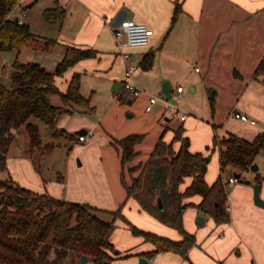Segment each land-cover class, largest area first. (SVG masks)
I'll list each match as a JSON object with an SVG mask.
<instances>
[{"label": "crops", "instance_id": "crops-1", "mask_svg": "<svg viewBox=\"0 0 264 264\" xmlns=\"http://www.w3.org/2000/svg\"><path fill=\"white\" fill-rule=\"evenodd\" d=\"M55 3L63 5L67 10L62 24L47 22L43 16L44 9ZM177 3L180 4V10L173 22ZM121 9L126 10L125 18L144 22L153 30L148 46L127 48L131 59L139 64L132 81L140 91L137 96H141L143 107L147 105L151 94L161 92L165 81L170 82L173 87L171 95L177 98L185 92L183 80L191 84L192 90L196 89L191 73L193 67L198 69L199 64L204 71L205 85L213 82L214 85H220V75L225 73L235 90L240 87V90L235 91V99L238 95L241 96L232 106L233 114L235 111L247 114V110L252 115L255 107L246 105V110H243L237 106L244 96L252 93L258 97L259 100L255 103L259 102L261 111L264 112V76L254 77V70L264 56V0H18L14 17L28 23L33 32L58 40L59 44L52 51L55 54V66L63 55L64 45L93 48L97 51L95 56L80 59L62 74L56 75L55 82L59 89L66 92L71 77L79 72L81 93L89 96L92 104L97 103V98L102 96L109 102L102 111L98 109V104H94L95 110L91 113L81 112L77 108L78 111L60 118L58 127L75 133L74 139L78 138L77 131L80 129L93 128L94 133L98 132L97 138L78 145L71 153L68 152V159L62 170L43 161L47 153H33L30 146L26 149H14V144H17L16 134L8 152L9 174L15 181L33 190L49 192L56 197L88 203L101 209L115 210L123 204L122 212L132 223L180 239L182 235L177 229L141 209L134 197H128L121 180L120 152L112 141L114 138L142 131L131 125L133 121L124 117L125 106L120 105L118 98L112 95L114 90L125 88L127 61L117 49L112 29V22ZM57 48L62 49L56 51ZM150 50L155 52L152 65L144 68L142 62ZM10 54L11 60L14 55ZM178 85L183 86L180 96L176 92ZM214 91L216 95L217 91ZM162 96L165 95L162 93ZM129 102L132 103L133 99H129ZM164 109L162 107L154 114L146 112V115L155 119L165 112ZM171 118L166 117L167 120ZM250 118L256 120L254 116ZM187 119H179L178 123L167 125L166 129L170 128L172 132L168 137L165 136V128H154L148 141L143 139L136 146L139 153L130 164L146 160L162 133L164 132V139L170 141L174 130L179 125L184 126ZM245 123L255 126L258 121L254 124ZM184 128V135H187V129L185 126ZM221 129L215 126L214 135L224 136L231 132L225 130L224 133ZM257 133L243 137L253 139ZM82 141H87V138ZM179 146L178 141L175 149ZM208 147L210 148L209 144L201 151L208 154ZM190 149L200 150L192 148L191 144ZM79 154L81 159L77 158ZM232 169L228 177L237 175L240 171ZM224 171L221 172L220 169L219 172L223 180ZM256 176L254 174L247 185L235 184L231 192L227 193L225 207L230 206L227 221L219 222L212 215L199 210L196 203L202 198L200 194L185 198V201H192L193 204L184 211V225L195 234L197 241L189 249L188 257L174 251L156 254L153 242L146 240L143 235L133 233L125 220L117 218L110 237L116 248L111 263L140 264V257H144L147 259L144 264H264V205H258L254 201L253 184L258 182ZM214 177H209L207 170L206 179L209 183L218 176ZM126 179L130 181L128 172ZM190 181L191 177H186L181 189ZM259 183L264 200V179ZM199 215L205 218L203 224L197 221Z\"/></svg>", "mask_w": 264, "mask_h": 264}, {"label": "trees", "instance_id": "trees-1", "mask_svg": "<svg viewBox=\"0 0 264 264\" xmlns=\"http://www.w3.org/2000/svg\"><path fill=\"white\" fill-rule=\"evenodd\" d=\"M17 2L0 0V52L14 55L10 60L13 67L10 84L0 81V170L8 172L6 177H0V264H64L72 254H77L79 261L82 254L87 255V263L80 261L81 264H112L116 248L110 237L117 218L125 220L133 233L153 242L156 252L174 251L188 257L189 249L197 241L195 234L184 225V211L193 204L185 198L200 194L202 198L196 203L197 208L219 222L227 221L229 212L225 208V181L221 174L212 183L207 181L211 155L190 149V137L184 135L183 125L174 130L170 141L164 139L163 132L149 157L132 165L130 163L139 153L136 146L144 139L145 133L132 132L112 141L120 152L121 180L127 196L134 197L141 209L159 221L177 229L182 235L180 239L132 223L122 212L123 204L115 210L101 209L33 190L9 174L8 152L21 126L25 125L28 132L32 152L37 148L41 153H47L56 145L54 141H43L40 128L31 117L44 121L54 136L62 132L73 140L75 133L58 127L60 118L78 111L77 108L84 113L95 110L91 98L81 93L79 72L71 77L66 92L59 89L55 77L78 60L95 56L97 51L64 45L63 55L54 70L37 61L20 60L18 55L24 47L52 52L59 42L56 38L33 32L28 23L9 16ZM179 10L180 4L177 3L173 22ZM66 15V8L59 3L43 11L45 20L50 23L62 24ZM154 54V50L145 54L144 68L152 65ZM261 76H264V56L254 70L255 78ZM52 94H59L63 104H54ZM124 98L120 94L119 99ZM176 141L180 142L178 149L174 147ZM216 146L219 147L221 172L228 166L248 170L256 163L257 155L264 151V130L253 139L233 132L224 136L215 134L213 148ZM126 172L130 174V181L126 179ZM237 176L240 177L241 173ZM186 177H191V181L181 189ZM256 178L258 182L261 180L259 175ZM100 212H107L112 218L104 219Z\"/></svg>", "mask_w": 264, "mask_h": 264}, {"label": "rangeland", "instance_id": "rangeland-1", "mask_svg": "<svg viewBox=\"0 0 264 264\" xmlns=\"http://www.w3.org/2000/svg\"><path fill=\"white\" fill-rule=\"evenodd\" d=\"M62 49V48H60ZM59 48L56 51H61ZM36 50L32 47H25L20 54L19 59L22 61H37L46 66L50 70H54V52H45L42 50H38L39 52H35ZM198 69L193 67L192 77L191 79L195 82L196 89L192 90L191 84L183 80V85L185 87L184 94L177 98L175 95H170L168 98L173 102L185 107L188 111H190V117L184 122V126L187 129V135L191 138V146L195 149L205 150L206 145H210L209 154L211 155V160L208 168V176L216 178L220 172L219 169V157H218V149L216 146L213 148V137H214V127L222 128L224 133L225 130H229L236 134H243L242 136H251V134L264 130V112L261 111V106L257 101L258 97L253 95V93L249 96L246 95L244 98L240 100L237 104L240 109L246 110L245 106L249 105L251 107H255V111L252 112V115L249 111L246 110V113L258 121V124L252 126L248 123L242 122L241 119L236 118L233 114L234 108L232 106L236 104V99L241 95H238L235 99V91L240 90V87L235 90V87L231 85L225 73H222L220 85H214L213 83L206 84L204 83L203 74L204 71L201 70L199 64L197 65ZM13 67L10 61L7 59V53L0 52V81L9 85L11 81V71ZM118 90V91H117ZM149 90V89H147ZM216 90L217 94L212 97L211 93ZM153 92V91H149ZM120 94H122L124 99H119ZM115 98H118V103L120 105L125 106L123 110L124 117L129 119L132 122V126L136 128L142 129V133H145L144 140L148 141L151 131L154 128L166 129L167 125H174L178 123L180 120L179 117H172L170 120H167L166 117L169 116L166 109V101L160 99L158 105H154L153 110L148 112L146 110V105L142 106L141 96H135L132 92H130L126 88H119L113 91L112 94ZM151 95H156L158 97H162L161 92H154ZM258 95V94H257ZM52 102L54 104H63V101L59 94H53L51 96ZM129 99H133V102H129ZM259 100V99H258ZM98 109L100 111L104 110L108 106L107 98L102 96L97 98ZM131 106V107H130ZM165 108V112L159 114L157 118L150 117V115H146L147 113L154 114L158 109ZM147 112V113H146ZM31 120L39 124L40 132L43 138V141H54L56 143L55 149L51 152H47L43 161L53 166H57L62 170L64 165L66 164V160L68 159V152H72L74 148L78 145H82L87 143L88 141L97 138L98 132L94 133L95 135L88 136L87 141H81L77 139H69L65 133L59 132L57 136L52 134V129L42 120L31 117ZM116 121H113L115 124ZM225 128V129H224ZM164 129L165 136L168 137L172 135L170 128ZM162 130V128H161ZM78 137V136H77ZM173 138V137H172ZM171 138V139H172ZM17 144H14L13 148H21L26 149L29 146V135L25 128V125L21 126L17 131ZM178 146V141L174 143V147ZM144 149L143 147L141 148ZM39 154V150L37 148L33 149V153ZM41 153V152H40ZM37 158V156H36ZM77 158L81 159L80 154L77 155ZM256 163L259 164L260 168L257 171H253L251 168L244 171H239L241 173V178L238 183H230L227 182L228 175L233 171L232 167H226L224 171V181L226 184V191L231 192L233 186L238 185H247L250 183L252 176L254 174L259 175L261 179H264V151H261L256 157ZM51 167V168H52ZM57 168V169H58ZM48 172V169H46ZM7 171L0 170V177H6ZM190 206V205H189ZM100 216L104 219H110L112 216L107 212H100ZM64 264H81L77 254L69 255Z\"/></svg>", "mask_w": 264, "mask_h": 264}, {"label": "built area", "instance_id": "built-area-1", "mask_svg": "<svg viewBox=\"0 0 264 264\" xmlns=\"http://www.w3.org/2000/svg\"><path fill=\"white\" fill-rule=\"evenodd\" d=\"M16 6V5H15ZM9 13V16L14 17V8ZM117 49L121 52L125 60L127 61L126 64V71H125V83L124 87L132 92L135 96L139 94V89L137 88L136 84L132 81V77L134 73L137 71L139 64L131 59V54L127 50L128 47H135V46H148L150 44L151 36L153 34V30L150 26H148L144 22H138L131 18H124L122 19L117 25L112 26ZM183 91V86L178 85L176 87L177 95L180 96ZM160 99L166 101V109L171 117H179L181 120H185L189 117V111L170 100L168 97L162 96L158 97L156 95H150L146 110L152 111L155 104H157ZM234 116L241 119L244 122L249 123H256L255 119L250 118L247 114L242 113L240 111H235ZM94 129H87L86 133L78 134L79 140H85L88 136L93 135ZM228 181L230 183H237L240 181V177L237 175H230L228 177ZM226 210H230V206L226 205ZM161 251H157L156 254H160Z\"/></svg>", "mask_w": 264, "mask_h": 264}, {"label": "water", "instance_id": "water-1", "mask_svg": "<svg viewBox=\"0 0 264 264\" xmlns=\"http://www.w3.org/2000/svg\"><path fill=\"white\" fill-rule=\"evenodd\" d=\"M126 10L125 9H121L118 14L115 16L113 22H112V26H115L117 25L122 19H124L126 17ZM16 20H19V17H15ZM10 57H11V54L10 53H7V59L10 60ZM173 87L172 85L170 84L169 81H165L163 82L162 84V88H161V92L169 97L171 95V91H172ZM212 96L215 95V91H213L211 93ZM77 133L79 134H82V133H86V129H80L77 131ZM252 170L256 171L258 170L259 166L257 163H254L251 165L250 167ZM253 189H254V201L256 204L258 205H264V200L262 199L261 197V194H260V183L259 182H255L253 184ZM159 205L162 206V203L161 201H159ZM197 221L198 223L200 224H203L204 221H205V218L202 216V215H199L197 217ZM80 261L83 262V263H87V255L86 254H82L81 258H80ZM140 264H144V263H147V259H145L144 257H140Z\"/></svg>", "mask_w": 264, "mask_h": 264}]
</instances>
